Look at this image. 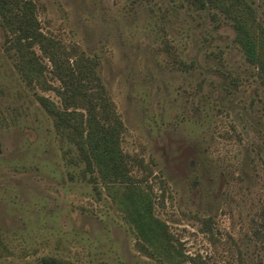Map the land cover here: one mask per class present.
Segmentation results:
<instances>
[{"label":"rangeland","instance_id":"374dc122","mask_svg":"<svg viewBox=\"0 0 264 264\" xmlns=\"http://www.w3.org/2000/svg\"><path fill=\"white\" fill-rule=\"evenodd\" d=\"M33 2L46 34L99 59L132 174L148 176L182 264H264V81L232 21L196 0ZM254 3L264 22V0ZM11 38L0 25V264H160L106 186L65 159L73 144L36 95L61 100L22 79Z\"/></svg>","mask_w":264,"mask_h":264},{"label":"trees","instance_id":"16d2710c","mask_svg":"<svg viewBox=\"0 0 264 264\" xmlns=\"http://www.w3.org/2000/svg\"><path fill=\"white\" fill-rule=\"evenodd\" d=\"M196 1L202 8L214 9L216 18L223 15L232 21L235 41L264 81V22L257 19L254 0ZM36 13L33 0H0V25L12 36L8 49L15 53L17 71L30 87L53 90L61 100L60 107L51 98L36 95L53 119L57 135L73 144L63 151L65 159L81 167L84 178H89L95 188L101 183L106 186L112 201L135 228L139 249L160 264H182L187 257L167 223L155 213L154 198L144 185L148 176L139 179L132 174L134 159L121 146L125 124L98 71L99 59L46 34ZM44 59H48L49 73L58 85L48 80V63ZM203 222L204 231L212 232L211 219ZM149 223H155L157 229L147 231ZM148 232L165 239V247L153 245ZM193 262L208 264L203 259ZM36 264L63 261L43 257Z\"/></svg>","mask_w":264,"mask_h":264}]
</instances>
